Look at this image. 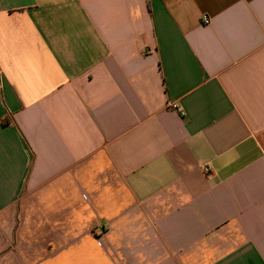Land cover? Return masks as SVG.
<instances>
[{
    "label": "crops",
    "instance_id": "crops-1",
    "mask_svg": "<svg viewBox=\"0 0 264 264\" xmlns=\"http://www.w3.org/2000/svg\"><path fill=\"white\" fill-rule=\"evenodd\" d=\"M0 264H264V0H0Z\"/></svg>",
    "mask_w": 264,
    "mask_h": 264
},
{
    "label": "built area",
    "instance_id": "built-area-1",
    "mask_svg": "<svg viewBox=\"0 0 264 264\" xmlns=\"http://www.w3.org/2000/svg\"><path fill=\"white\" fill-rule=\"evenodd\" d=\"M201 21L204 22V23H206V22H208V18L204 16V17H202ZM171 106L173 108H175L177 105L175 103H173V104H171ZM206 170H207V168H205V171Z\"/></svg>",
    "mask_w": 264,
    "mask_h": 264
}]
</instances>
